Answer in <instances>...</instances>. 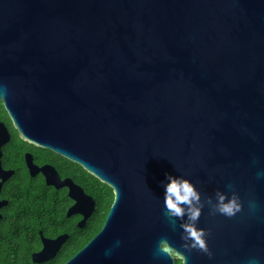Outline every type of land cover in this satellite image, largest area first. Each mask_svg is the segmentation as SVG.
I'll use <instances>...</instances> for the list:
<instances>
[{"label":"water","instance_id":"1","mask_svg":"<svg viewBox=\"0 0 264 264\" xmlns=\"http://www.w3.org/2000/svg\"><path fill=\"white\" fill-rule=\"evenodd\" d=\"M0 98L24 138L113 190L103 227L65 264L159 253L180 229L166 173L205 200L238 193L239 212L205 203L199 225L217 260L264 261V0H0Z\"/></svg>","mask_w":264,"mask_h":264},{"label":"flooded vegetation","instance_id":"2","mask_svg":"<svg viewBox=\"0 0 264 264\" xmlns=\"http://www.w3.org/2000/svg\"><path fill=\"white\" fill-rule=\"evenodd\" d=\"M0 105V240L14 236L17 253L13 259L20 264L55 260H63L61 264H65L104 224L70 254L73 228H83L95 206L93 196L86 190L85 175L89 172L79 162L60 152L24 138L14 126L1 98ZM88 196L92 207L90 213L84 215L88 212ZM78 199L81 200L79 207L72 210ZM15 218L18 225L13 227L10 219ZM207 230L211 254L200 249H183L181 228L175 238L170 235L166 238L186 253V264H228L225 259H216L215 231ZM75 237L78 245L83 236ZM45 246L48 257L35 261L33 256ZM132 254L137 257L131 263L118 260L116 264H180L179 259L172 261L166 253H158L146 246L133 250Z\"/></svg>","mask_w":264,"mask_h":264},{"label":"clouds","instance_id":"3","mask_svg":"<svg viewBox=\"0 0 264 264\" xmlns=\"http://www.w3.org/2000/svg\"><path fill=\"white\" fill-rule=\"evenodd\" d=\"M164 184V210L165 215L175 223L180 220L182 229V248L200 249L211 254L207 243L208 230L199 225L200 216L205 203L213 212H219L226 216H234L242 209V201L239 194L218 190L215 198L209 196L205 200L196 183L188 176L166 173ZM158 250L166 253L172 261L179 259L180 264H186L187 255L181 248L171 243L166 237H162L158 243ZM247 264H264L258 256L248 258Z\"/></svg>","mask_w":264,"mask_h":264},{"label":"trees","instance_id":"4","mask_svg":"<svg viewBox=\"0 0 264 264\" xmlns=\"http://www.w3.org/2000/svg\"><path fill=\"white\" fill-rule=\"evenodd\" d=\"M0 108H2L1 105ZM85 176L86 190L87 192H89V194L93 196L95 200V206L93 212L87 218L85 226L81 229H77L76 227L73 228L75 230L72 232L70 254L75 252L78 246L82 245L86 240H89L99 230V228L105 221L107 211L113 200V191L111 187H109L104 182H101L98 178H96L90 173H86ZM17 223L18 222L16 218L10 219V225H12L13 227L18 225ZM49 226L51 227V225ZM76 231L78 233H76ZM76 235L83 236V239L79 241L78 245H76ZM3 239L0 240V264H20L18 262H15V260L13 259V257H15L17 253V249L14 248V236H5ZM62 261L63 260H55L53 262H47L42 264H61Z\"/></svg>","mask_w":264,"mask_h":264}]
</instances>
